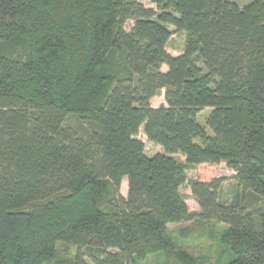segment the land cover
Listing matches in <instances>:
<instances>
[{
	"label": "trees",
	"instance_id": "trees-1",
	"mask_svg": "<svg viewBox=\"0 0 264 264\" xmlns=\"http://www.w3.org/2000/svg\"><path fill=\"white\" fill-rule=\"evenodd\" d=\"M150 3L0 0V264H53L60 244L61 264H197L168 228L196 220L224 226L227 264H264V0ZM221 163L232 202L196 178L190 211L186 169Z\"/></svg>",
	"mask_w": 264,
	"mask_h": 264
},
{
	"label": "rangeland",
	"instance_id": "rangeland-1",
	"mask_svg": "<svg viewBox=\"0 0 264 264\" xmlns=\"http://www.w3.org/2000/svg\"><path fill=\"white\" fill-rule=\"evenodd\" d=\"M145 5H150V0H139ZM236 2L240 7L247 6L251 0H231ZM133 25L132 21H128L126 24V29H130ZM185 34L180 32H175L169 43L168 51L173 55H180L183 53L185 46ZM163 71L167 70V66L162 67ZM164 92V91H163ZM162 94L153 98L151 104L153 106H160L165 104L164 95ZM210 112V108L204 109L198 119L205 125L206 118ZM208 131L209 128H207ZM144 143L146 147V152L148 155H154L159 152H163L161 146L152 143L147 140L143 129L140 130L138 136ZM175 157L181 161L186 162V159L181 154H176ZM187 181L181 186L180 191L183 195L185 201L187 202L190 211L199 212L200 207L192 195L191 192V182L196 178L212 179L214 177H224L222 187L221 199L224 203L230 204L232 202V197L234 194V187L236 184L235 175L236 172L230 169L226 163H221L219 166L208 169L205 172L199 174L198 170L195 168L186 169ZM127 179L124 178L121 186V192L123 195H127ZM196 221H184L181 223H171L169 224V233L172 238L176 250H185L193 257L196 258L197 264H227L230 256L227 251H225L224 246L219 243V236L224 226L221 224L210 223H198ZM210 232V233H206ZM76 253V249L73 247L66 249L65 245L60 244L58 246V260L53 264H61L63 259H69L73 257ZM141 264H174L171 255H167L166 252H160L156 254H151L145 262Z\"/></svg>",
	"mask_w": 264,
	"mask_h": 264
},
{
	"label": "crops",
	"instance_id": "crops-1",
	"mask_svg": "<svg viewBox=\"0 0 264 264\" xmlns=\"http://www.w3.org/2000/svg\"><path fill=\"white\" fill-rule=\"evenodd\" d=\"M167 50H168V46H167ZM153 100V99H152Z\"/></svg>",
	"mask_w": 264,
	"mask_h": 264
}]
</instances>
